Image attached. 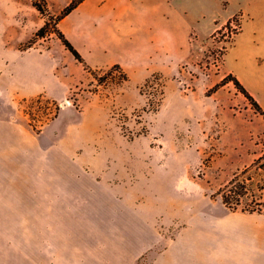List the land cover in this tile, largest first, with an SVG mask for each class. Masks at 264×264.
Segmentation results:
<instances>
[{"label": "rangeland", "instance_id": "1", "mask_svg": "<svg viewBox=\"0 0 264 264\" xmlns=\"http://www.w3.org/2000/svg\"><path fill=\"white\" fill-rule=\"evenodd\" d=\"M44 1L55 17L72 0ZM100 1L84 0L83 10L63 23L86 39L110 30V48L80 54L82 64L53 33L25 49L47 20L32 5L40 0H0V122L20 129L8 136L14 161L7 170L30 187L19 205L57 209L62 228L56 261L24 253L17 241L0 264H172L179 241L198 229L201 217L202 264H228L222 255L240 250L247 231L264 226V214L231 212L218 196L264 152V118L231 81L215 88L232 75L223 60L243 13L234 1L175 0L171 11L162 3L156 17L131 21L120 8L132 3L142 10L150 0H109L106 11ZM54 27L50 21L49 31ZM254 44L264 48L263 40ZM231 61L232 53L225 65ZM153 74L164 88L151 109L152 89L144 86ZM31 91L38 93L24 95ZM39 95L60 109L35 132L29 117L39 127L55 113L31 103ZM253 98L264 111V91ZM45 175L57 177V198L42 199V191L55 190L40 181Z\"/></svg>", "mask_w": 264, "mask_h": 264}, {"label": "crops", "instance_id": "2", "mask_svg": "<svg viewBox=\"0 0 264 264\" xmlns=\"http://www.w3.org/2000/svg\"><path fill=\"white\" fill-rule=\"evenodd\" d=\"M90 0H86L89 2ZM109 0H101L99 7L103 10L107 9ZM185 4H187L186 0ZM191 1V0H187ZM201 1V0H199ZM228 6L234 1L237 4V11L243 13V20L240 31L235 35L232 46L224 55L223 67L224 71L231 73L238 81L258 99L261 90L264 91V48L260 49L254 44V40H263L264 43V0H224ZM175 0H150L146 7L142 10H136L131 4L122 9L119 13L125 15V19L146 20L147 18L156 17L159 12V4L168 7L174 5ZM103 3V4H102ZM104 6V7H102ZM84 5L79 6L72 11L65 19L60 22V30L74 48L86 58V53L100 54L111 46V35L108 30L106 35L88 36L86 39L82 32L69 31L63 27V23L68 17L76 12L82 11ZM106 11V10H105ZM100 8L92 9V14L98 15ZM124 19V20H125ZM179 27L181 21L177 18ZM126 21L122 24L125 30H130L126 26ZM149 26V24H146ZM188 31L193 30L191 24L186 25ZM133 28V26H130ZM152 30V27H149ZM80 36L85 38V42H81ZM172 39L173 34L169 35ZM175 37V36H174ZM86 45L84 46V44ZM154 48L155 44H151ZM232 53V61L230 67L225 65L227 58ZM38 91L24 93L30 96L37 94ZM29 126V125H28ZM10 130H20L13 122H0V258L3 256H13L15 243L22 242L24 253L43 256L48 254L49 261H56L57 246L61 242V217L57 209L46 206H37L32 208L30 205H19L20 195L30 198V187L27 181L21 175L9 174L7 168L12 167L14 161L13 152L11 150V142L8 140ZM24 152L23 148H21ZM23 166V161H22ZM17 182H23V188L16 187ZM40 181L44 184H54V191H42V199L57 198V177L54 180L47 175L43 176ZM61 187V186H60ZM198 229L185 234L179 241L181 251L173 254L172 264H202V217L198 221ZM249 229L245 246L240 250L235 249L231 254L222 255V261L228 264H264V226L256 230ZM257 236V237H256ZM227 248L232 249L230 243H223Z\"/></svg>", "mask_w": 264, "mask_h": 264}, {"label": "trees", "instance_id": "3", "mask_svg": "<svg viewBox=\"0 0 264 264\" xmlns=\"http://www.w3.org/2000/svg\"><path fill=\"white\" fill-rule=\"evenodd\" d=\"M84 0H72L58 16L53 17L47 11V7L44 0H40V3L33 2V6L44 16L47 20L45 21L42 28L38 30L36 35L28 41L25 45V49L31 47L37 38H42L47 33H53L62 43L67 51L74 57L76 61L84 64V60L80 53L74 48V46L69 42L66 36L58 29V23L70 14L75 8L78 7ZM42 2V3H41ZM54 23L53 30L49 31V23ZM231 20H228L225 24V27H230ZM241 28V27H240ZM85 67V65H84ZM112 68L117 69L121 73L120 83L126 82L128 80L127 75L122 71L119 65H114ZM87 71H90L89 68L85 67ZM94 72H92L93 74ZM95 77V76H94ZM100 81V80H98ZM231 81L236 89L248 99L254 109L264 118V111L260 105L254 100L253 96L246 90V88L238 81L233 75H228L224 78L219 85L215 88L224 85L226 82ZM145 88L152 89L148 91V101L147 106L151 109H154L160 103L163 96L164 84L162 83V76L158 74H153L151 78L146 82ZM156 99V102L152 100ZM31 103L44 104V107L47 109L49 105L54 107L55 113L52 118H47L44 122L40 124L39 127L34 124V119L29 117L28 125L29 127L38 132L43 127V124H46L47 121L54 119L57 116V112L60 109L59 104L53 100L45 99L43 95H39L36 98L30 100ZM30 116V115H29ZM255 175L259 176L258 180L255 179ZM218 196L222 205L231 212H241L244 214H264V152L257 157L250 166L245 167L240 170L238 173L234 174L232 179L218 192Z\"/></svg>", "mask_w": 264, "mask_h": 264}]
</instances>
